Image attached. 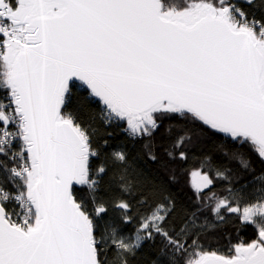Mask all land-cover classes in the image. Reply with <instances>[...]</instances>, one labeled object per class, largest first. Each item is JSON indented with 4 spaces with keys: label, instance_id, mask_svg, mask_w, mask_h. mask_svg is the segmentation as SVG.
<instances>
[{
    "label": "snow or ice",
    "instance_id": "6c2138e0",
    "mask_svg": "<svg viewBox=\"0 0 264 264\" xmlns=\"http://www.w3.org/2000/svg\"><path fill=\"white\" fill-rule=\"evenodd\" d=\"M0 264H264V0H0Z\"/></svg>",
    "mask_w": 264,
    "mask_h": 264
},
{
    "label": "trees",
    "instance_id": "16d2710c",
    "mask_svg": "<svg viewBox=\"0 0 264 264\" xmlns=\"http://www.w3.org/2000/svg\"><path fill=\"white\" fill-rule=\"evenodd\" d=\"M85 122L91 123L93 127L99 129L100 133V139L103 141L104 139H107L109 144L112 147H116L120 145L121 142L126 140L125 133L123 132L122 127H106L101 121L100 116L95 112V110H92L91 112L85 111L82 114L81 117ZM110 134V135H109ZM140 167L143 169L145 178L147 180H166L167 179V174L165 170L157 164H152L149 163L148 165L141 164ZM257 171L262 167L257 163L256 165ZM173 191L177 195V200H178V215L174 217V220L176 222H179L180 219V208L184 209H191L195 206V198L193 196V192L191 188L189 187V178L187 175H182L179 178V183L172 185ZM137 221L134 218L132 223L127 225V231L132 232L133 229L137 226ZM224 232L228 233L229 235L232 232V227L231 225L227 226L224 229ZM223 233L218 232L215 234L210 233L206 238H205V245L209 250H224V244L221 241V236Z\"/></svg>",
    "mask_w": 264,
    "mask_h": 264
}]
</instances>
